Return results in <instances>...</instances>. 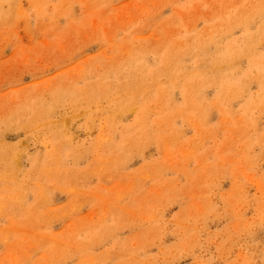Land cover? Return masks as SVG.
<instances>
[{
  "label": "rangeland",
  "instance_id": "374dc122",
  "mask_svg": "<svg viewBox=\"0 0 264 264\" xmlns=\"http://www.w3.org/2000/svg\"><path fill=\"white\" fill-rule=\"evenodd\" d=\"M248 2L0 0L5 14L0 20V133L5 131L7 143L23 145L14 181L29 190L19 197L2 189L4 178L0 181V264H264V143L244 149L243 142L256 130L264 135V114L255 126L241 129L222 126L215 110L176 115L180 138L159 144L154 133L147 146L123 160L120 152H104L99 145L108 123L117 129L132 126L135 112L113 122L105 112L72 113L65 131L85 153L78 161L64 159L78 172L68 179H47L44 167L41 178L30 180L29 157L53 148L48 132L29 135L3 126L10 110L26 111L20 107L23 99L61 82L64 71L76 74L88 62L121 54L157 62L159 55L140 53L138 42L153 51L191 32L238 36L244 28L225 32L219 24ZM258 25L259 20L252 30ZM178 52L182 60L188 58ZM248 64L247 57L238 63L244 69ZM251 91L262 97L256 83ZM202 93L211 98L215 87ZM174 96L176 105L186 101L178 92ZM146 103L139 114L150 124L161 109L151 99ZM70 107L62 104L59 108L67 109L53 118L72 112ZM238 109L235 102L229 112L235 122L243 118ZM67 144L59 148L68 149Z\"/></svg>",
  "mask_w": 264,
  "mask_h": 264
},
{
  "label": "bare ground",
  "instance_id": "6f19581e",
  "mask_svg": "<svg viewBox=\"0 0 264 264\" xmlns=\"http://www.w3.org/2000/svg\"><path fill=\"white\" fill-rule=\"evenodd\" d=\"M230 15L229 13L223 25L219 24V29L229 32L244 28L245 32H239L235 38L222 39L216 33L200 37L199 33L191 32L187 37L164 42L171 44L160 50L159 46L153 51L149 50L152 48H148L147 42H138L137 49L140 53L159 55L158 64L141 54H121L112 58L104 56L88 62L85 69L82 66L83 72L79 70L73 74L75 70L64 71L61 75L65 76L61 82H54L43 91L28 94L20 103V107L26 111L10 110L3 122L4 130L22 128L29 135L41 130L48 132L47 138L53 148L49 153L34 156V159L29 157L32 165L27 171L28 178H41L40 172L44 167H47V179L56 175H63L68 179L74 172L78 175L77 171L63 163L67 157L78 161L85 153L83 149L79 151L81 146L74 142L75 137L69 130V134L65 131L66 124L68 128L70 122L68 115L72 113L76 115L89 111L96 115L105 112L109 115L107 119L113 122L126 113L135 112L137 120L132 126L117 129L108 123L106 139L99 145L104 152H120L123 160L139 152L142 144L147 146L144 142L149 141L148 137L154 133L159 144H164L166 139L180 138L182 128L174 125L176 115L198 116L201 111L215 110L222 126L230 125L233 129H241L246 125L255 126L258 116L264 114V0H249L246 7L232 13L236 17L230 18ZM4 17L5 14L0 10V20ZM258 20L259 25L253 31L252 27ZM260 47L263 51H260ZM178 51L188 58L182 60ZM243 57L249 59L246 69L238 65ZM147 61L152 63L151 67ZM79 80H84V84L79 85ZM253 83L259 86L262 97L260 92L251 91ZM208 86L215 87L211 98L202 93ZM153 92L155 96H152ZM176 92L186 100L184 103L176 105L173 100ZM148 99L159 104L161 109L156 121L150 124L139 114H143ZM165 100V104H162ZM235 102L239 103L238 112L243 117L236 122L229 115L231 105ZM64 103H69L72 112L60 116V120L53 118L57 111L67 109L59 108ZM240 134L246 135V132L240 131ZM66 142L68 149L61 150L59 147ZM243 142L244 149H252L253 146L264 143V135L256 130L253 138H244ZM15 145L6 142L5 131L0 133V181L3 182L4 178L6 182L2 189H8L22 197V193L29 190L14 181V177L21 169L23 145ZM69 148L80 154L72 153Z\"/></svg>",
  "mask_w": 264,
  "mask_h": 264
}]
</instances>
